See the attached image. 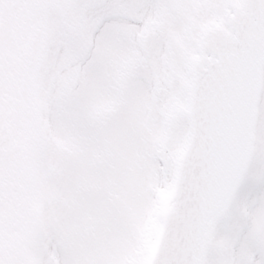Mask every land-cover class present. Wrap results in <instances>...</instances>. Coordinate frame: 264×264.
<instances>
[{"label":"snow or ice","instance_id":"obj_1","mask_svg":"<svg viewBox=\"0 0 264 264\" xmlns=\"http://www.w3.org/2000/svg\"><path fill=\"white\" fill-rule=\"evenodd\" d=\"M152 226V264H264V0H0V264Z\"/></svg>","mask_w":264,"mask_h":264}]
</instances>
